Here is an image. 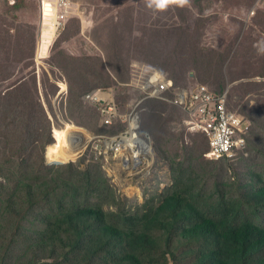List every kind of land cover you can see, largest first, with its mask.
I'll return each mask as SVG.
<instances>
[{
	"label": "rangeland",
	"instance_id": "374dc122",
	"mask_svg": "<svg viewBox=\"0 0 264 264\" xmlns=\"http://www.w3.org/2000/svg\"><path fill=\"white\" fill-rule=\"evenodd\" d=\"M74 3L73 18L41 60L39 1H0V179L9 160L30 175L38 172L41 145L54 128L72 130L85 146L75 159L53 163L52 138L47 165L57 178L81 181L80 173H90L101 185V195L90 200L106 210L158 207L176 171L196 177V191L228 200L247 195L255 176L264 182V0H184L163 8L148 0ZM143 68L183 90L227 91L229 109L250 127L246 150L231 162L211 161L207 140L189 130L187 115L154 101L137 110L141 131L151 139L150 157L134 165L127 162L129 151L107 148L124 136L127 123L103 116L85 97H111L122 115L130 114L142 99L131 85Z\"/></svg>",
	"mask_w": 264,
	"mask_h": 264
},
{
	"label": "trees",
	"instance_id": "16d2710c",
	"mask_svg": "<svg viewBox=\"0 0 264 264\" xmlns=\"http://www.w3.org/2000/svg\"><path fill=\"white\" fill-rule=\"evenodd\" d=\"M55 134L50 128L41 145L38 172L10 160L1 167L0 264H264L258 176L247 195L228 200L196 191L197 178L176 171L158 207L106 210L90 200L101 195L90 173H80L81 181L55 177L45 158ZM36 255L43 258L32 261Z\"/></svg>",
	"mask_w": 264,
	"mask_h": 264
},
{
	"label": "built area",
	"instance_id": "2783aa9c",
	"mask_svg": "<svg viewBox=\"0 0 264 264\" xmlns=\"http://www.w3.org/2000/svg\"><path fill=\"white\" fill-rule=\"evenodd\" d=\"M2 1V0H0ZM9 3L13 0H5ZM41 5L42 26L51 23L56 33L64 31L73 18L76 6L74 0H38ZM135 82L131 88L138 92L142 99L133 106L130 114L122 115L115 102L106 96L96 93L85 97V101L95 103L100 107L101 114L113 120L123 119L127 123L124 136L116 137L107 148L110 150L118 145L121 139L131 142L126 151L137 150L135 140L142 141L147 158L151 155V139L141 131V118L137 110L150 101H156L182 110L188 117L187 127L192 133L203 134L210 146L208 159L213 162L234 161L247 147L249 124L229 109V93L212 92L208 87L197 86L195 89H180L161 73L143 68L135 72ZM145 110V108H144ZM116 150H119L116 147ZM122 152V151H121ZM137 160V161H138ZM136 161V162H137ZM135 162V163H136ZM135 165V164H134Z\"/></svg>",
	"mask_w": 264,
	"mask_h": 264
},
{
	"label": "bare ground",
	"instance_id": "6f19581e",
	"mask_svg": "<svg viewBox=\"0 0 264 264\" xmlns=\"http://www.w3.org/2000/svg\"><path fill=\"white\" fill-rule=\"evenodd\" d=\"M44 27L45 28L42 32L43 35L38 53V57L41 60H44L46 57H48L51 43L54 39V31L51 23H46ZM71 131H56L55 137L57 142L48 150V159L53 163H62L63 161L69 162L72 159H75L79 151L83 149L82 146H85V144L82 143L84 141L79 140L80 136H72ZM130 144V141L121 139L120 143L117 145L119 149L118 151H126L130 147ZM135 146L137 148L135 152H133L132 150L127 152V162H129L130 164H135V162L141 157L140 154H146L148 151L146 149V146H144L142 141L139 139L135 140ZM136 177L137 176H131L129 177V179H135Z\"/></svg>",
	"mask_w": 264,
	"mask_h": 264
},
{
	"label": "clouds",
	"instance_id": "9594fccd",
	"mask_svg": "<svg viewBox=\"0 0 264 264\" xmlns=\"http://www.w3.org/2000/svg\"><path fill=\"white\" fill-rule=\"evenodd\" d=\"M149 5L155 4L157 8H163L169 2H179V0H148Z\"/></svg>",
	"mask_w": 264,
	"mask_h": 264
},
{
	"label": "snow or ice",
	"instance_id": "6c2138e0",
	"mask_svg": "<svg viewBox=\"0 0 264 264\" xmlns=\"http://www.w3.org/2000/svg\"><path fill=\"white\" fill-rule=\"evenodd\" d=\"M179 2H180V3H183V2H184V0H179Z\"/></svg>",
	"mask_w": 264,
	"mask_h": 264
}]
</instances>
